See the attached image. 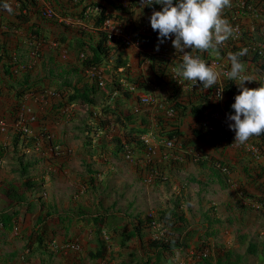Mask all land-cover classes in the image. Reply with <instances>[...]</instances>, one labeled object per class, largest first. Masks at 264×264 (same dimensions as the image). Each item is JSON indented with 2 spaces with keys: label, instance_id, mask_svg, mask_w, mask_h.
Listing matches in <instances>:
<instances>
[{
  "label": "crops",
  "instance_id": "0c3cea01",
  "mask_svg": "<svg viewBox=\"0 0 264 264\" xmlns=\"http://www.w3.org/2000/svg\"><path fill=\"white\" fill-rule=\"evenodd\" d=\"M94 2L112 14L106 21L107 30L113 37L127 42L124 55L129 59L130 76L146 74L150 56H157L169 60V78L179 89H184L182 94L194 88L188 81L182 85L177 80L180 78L174 69L182 63V53H177L172 45L174 35L163 43H156L161 45L158 51L156 44L146 50L138 44V37L150 32V21L146 19L136 30L127 27L126 18L147 14L145 7L142 11V0H0V53L7 55L0 60V262L140 264L148 253L152 256L149 264H163L164 259L167 264H208V261L210 264H264V205L260 202L264 197V145L258 148L253 137L245 145L233 143L235 132L229 124L234 122L222 110L225 98L213 105L214 111L208 116L213 132L202 135L201 139L192 135L189 149L167 148L163 140L151 137L149 164H154L158 171L141 170L133 164H130L133 169L126 172L116 171L114 146L105 134H98L101 130L92 142H85L77 134V126L97 125L106 116L101 108L113 107L115 97L121 102L116 110L132 109L140 115L142 112L136 105L146 111L145 104L140 103L146 94H152L155 101L153 106H148V113L153 115L152 127L160 126H157L158 120L166 126L176 124L186 136L197 127L196 117L189 110L182 120L173 121L167 115L165 103L172 94L170 83L160 89L150 81L143 88L123 82V90H129V97L116 91L114 94L121 98L115 95L99 100L95 106L65 103L75 84L113 79L110 58L95 70L73 73L78 65L76 40L95 42L97 39L99 30L93 26L92 18L98 14V6L90 5ZM241 2L235 0L234 8ZM250 2L254 4L247 6L251 15L241 16L234 24L228 22L233 30L239 29L238 38L245 29L257 32L256 26L264 20V0ZM5 3L12 8L11 13L4 9ZM47 11L55 14L49 17ZM254 21L258 23L255 25ZM248 44V48L252 46L264 52V42L256 39ZM219 50L228 54L222 43L217 50L213 49V58L205 63L221 74L222 81L226 73L222 67L231 62L218 54ZM215 59L221 61L219 66L211 64ZM245 69L246 74L256 79L245 82V86L251 88L262 78L261 84H264V76L254 61L247 60ZM79 73L82 78H78ZM19 88L24 89L17 96ZM17 104L22 112L35 117L29 122L28 135L18 136L15 131L14 120L19 111L14 106ZM92 109L93 114L88 116ZM2 121H5L4 128ZM212 158L227 163L229 171L219 169ZM121 174L127 178L119 179ZM27 176L41 185L22 192L20 183ZM21 194L25 200L17 202ZM30 199L33 202L27 206L25 202ZM174 206L182 211L193 232L183 238L186 247L163 253L158 261L145 245L153 238L145 222L148 212L152 211L159 223L156 237L169 238L172 230L158 216L162 210ZM115 212H120L117 215L120 227L130 232L137 226L141 233L123 246L112 243L104 257L99 258L100 237L94 217L98 213ZM205 227L211 234L206 247L209 252L202 255L197 249L198 235ZM39 237L43 239L41 247H38Z\"/></svg>",
  "mask_w": 264,
  "mask_h": 264
},
{
  "label": "trees",
  "instance_id": "16d2710c",
  "mask_svg": "<svg viewBox=\"0 0 264 264\" xmlns=\"http://www.w3.org/2000/svg\"><path fill=\"white\" fill-rule=\"evenodd\" d=\"M250 1L251 0H242V4L234 8V5L236 4H234L235 0H232L231 7H225L224 9L225 19L231 24H234L241 19V16L250 14V10L247 8L248 4L251 3ZM90 5L98 6V14L93 16L92 24L94 27L100 28L105 20L112 17V14L110 12H106V10L96 2L91 3ZM86 7L87 6L84 5L83 10H85ZM156 7L160 8L161 10L163 6H159V4L145 6V11H147V14L145 16L140 15L134 19H132L131 17L126 18L125 21L127 27L131 31L136 30L137 26L139 24H142L143 21H145L146 19L150 20L153 11H155L154 8ZM257 23L258 22H255V25ZM255 29H257V32L255 33L249 31L248 29L243 30L241 32L242 36L238 40H233L232 37L228 38L226 41L223 42L225 45L224 51L228 50V54L226 52H223V50H219L218 54L220 53L221 56H226L228 58L229 53L235 54L246 49V54L240 56L239 59L245 66L247 60H250L251 62L254 61L256 68L259 69V71L263 74V77L264 62L262 60L260 52L257 48H252V46H249L248 48L247 46L249 45L248 43H250V41H255L256 39L258 41L264 42V20H262V22L257 25ZM109 41L110 40L108 39L107 33L102 30L97 31V39L95 40V42H88L81 39L76 40L74 46L76 50V55L78 57V65L73 69V73H78L79 70H94L101 66L107 58H110L112 64L113 79L110 82L104 80L102 81V84H99V82L96 80H93L90 83L83 82L81 86H77L75 84L71 92L68 93L65 103H76L80 105H86L88 107L95 106L99 103V100L101 102L102 99L106 100L107 98L114 97L115 95H117L113 94L114 91H119L122 96L129 97L131 94L128 93V89L123 90L122 81L126 82L127 84H134L138 88H143L146 85V81H150L151 83L160 86V89H163V86L166 84H171L170 89L172 94L169 95L170 97L167 99L165 106L166 108L168 107L175 113L176 120H181L188 113L189 110L190 113L195 116L199 122L200 119H203V112L207 108L213 107L215 101V96L213 95V88L216 85L211 88H208L206 94H204L203 92H199L198 90H193L191 92H187V94H182V92L184 91L179 89L178 85H176L174 81L169 78V60H163L161 57L157 56H150L148 61V70L146 71V74L130 76L128 71L129 59L124 55L126 47L125 41H121L117 37H112L111 44ZM156 43H160L159 33L158 31H154L152 27L150 28L149 33L140 34V36L138 37V44L141 45V47H144L146 50L151 49ZM160 47L161 46H159V48ZM213 49L217 50L218 47ZM213 49H210L208 51H192L190 49H186V51H189V54L192 56L207 60L209 58H213L211 57ZM5 54V52L2 54L0 53V60L2 58H7V55ZM5 65L7 64H4V66ZM226 67L231 68V64L227 63ZM118 68H122V70L118 71ZM78 78H82V75L80 73L78 74ZM79 81L80 80H77V82ZM261 81L260 83H258V87L260 86ZM246 87L250 88V86L247 85ZM221 88L223 90L225 98L222 107L223 112L228 115L230 113H234V109L231 108V105L235 102V96L238 95L242 91V89L239 87V85L236 84V82L227 78L221 81ZM23 89L24 88H19L18 90H16V95H21ZM117 97L119 98L120 96L117 95ZM120 103L121 102L118 101V99L115 97L113 107L104 106L101 108V111L103 113H106V116L98 120V122L96 123V129H101L102 126L100 125L102 124L110 125L112 123L114 125L118 123L123 130V138L127 147L131 148L132 150L134 149L135 151L142 150L143 152H145V144L142 140H140V137H142L145 133L150 130V121L147 118L148 113L145 111L138 115L139 112H135L132 109L118 111L116 109L118 108ZM14 108L18 112L20 109V104H17L16 106H14ZM89 113L90 115H92L93 109L90 110ZM157 126L159 127L155 128V130L153 131L155 132V137L158 140L166 141L168 139H171L173 140L174 144H179L181 148L189 149L188 147H190V143L189 141L183 139V132H181V130L179 129V125L170 124V126H166V124H159L158 120ZM193 133L194 137H200L202 135H205L206 133H211V130H209L203 124V122H200L198 123V127L196 128V130H193ZM19 134L20 133H18V136ZM253 138L257 139L256 145L258 146V148H261L262 145H264V135L253 136ZM116 141L117 143L114 150L115 153L120 152V150L123 148V143H121V139L116 138ZM212 159L214 160V163H217V165L226 166L228 167V169H230L227 163L217 158ZM30 179L31 176H27V178L20 183L22 192L26 191L28 188L30 189L32 186L36 187L38 185L37 182L32 181L33 178L31 180ZM16 200L17 202L24 201V194L19 195ZM32 202L33 199H30L29 201H26L25 204L27 206H30ZM260 202L264 205V197L260 200ZM118 214H120V212L110 213L109 215L98 213L96 214L94 219L96 221V224H98V232L101 231V228L106 229V232L110 234L113 233L110 236L112 243H114L115 245L123 246L126 241L131 239L132 237L138 238L139 234L137 231V226H134V228L130 232L125 231L124 228L120 227V219L117 218ZM105 217L109 218L107 223ZM158 219L160 221L166 220V225H169L172 230V234L169 232L171 234L169 238L161 237L148 239L147 246L151 249L153 255H155V257H158L159 261L163 253H168L175 248L183 249L184 247H186L183 238L185 235H189L193 231L191 230V228H189L188 224H186V220L183 216L182 211L178 210L175 206L162 210V212L158 216ZM210 234L211 233L209 232V228L205 227L204 230L201 231L198 235L199 245L197 246V249L201 250V254L203 248L206 249L207 245H209L210 243ZM42 241L43 239L39 237L37 240L38 247H41ZM109 245L110 244L107 240L100 237L97 250V256L99 258L104 257ZM262 251V254L264 256V248ZM145 255L146 256H144V259L140 264L151 263L152 256H148V253H146ZM156 264L160 263L157 262ZM196 264L199 263L196 262ZM208 264H210V261H208ZM215 264L218 263L215 262Z\"/></svg>",
  "mask_w": 264,
  "mask_h": 264
},
{
  "label": "clouds",
  "instance_id": "9594fccd",
  "mask_svg": "<svg viewBox=\"0 0 264 264\" xmlns=\"http://www.w3.org/2000/svg\"><path fill=\"white\" fill-rule=\"evenodd\" d=\"M153 4H160L163 7L162 10L153 11L149 20L151 23L150 27H152L154 31H158L160 43H163L165 38L171 39L174 35L175 38L172 39V45L177 53H182V63L179 67L174 69L176 76L180 78L177 80L182 85L183 81L190 82L191 85L194 86L193 90H198L204 94L207 93L208 88L216 85L213 88V95L215 96L213 105L218 104L220 99H222V97L224 98L221 88V74L214 71L211 66L206 65L205 60L190 55L189 51H186V49L192 51H208L217 48L228 38L232 37L234 30L222 16V10L225 7H231L230 0H178V2H174V0H142V11L143 7ZM3 7L9 13L12 12V8L7 3H5ZM46 14L51 17L55 13L54 11H47ZM107 20L97 29L106 32L108 36ZM112 37L113 35L110 39L108 38L110 40L109 42H111ZM238 39L239 38L233 40ZM121 41H125L127 46L126 40ZM156 46V50L158 51L159 44H156ZM258 51L264 62L262 54L264 52L260 49H258ZM245 54L246 49L235 54L229 53L228 59L231 62V68L226 67V65L222 67V69L226 68L228 70V72L224 73V77L233 80L242 89V91L235 96V102L231 105V108L234 109V113L228 115V120L234 122L230 123L229 127L235 132L233 143L237 145H245L253 136L264 135V84H260L258 87L257 82L255 84L253 83L252 87L254 88L245 86V82L256 81L255 77L246 74L245 65L239 59L240 56ZM218 61L221 62L220 60ZM121 70L122 68H118V71ZM197 84L200 85L198 89L195 88ZM127 85L132 86L133 84ZM148 95L152 97L153 101L145 105L153 106L155 103L153 95ZM140 103H142V98ZM165 109L168 112L167 115L173 119V121L176 120L175 113L168 107L166 108V106ZM212 111H214L213 107H209L203 112V119H200L199 122L196 119L197 127L198 123L203 122V124L213 132V127L208 121V116H210ZM169 112H171V114H169ZM197 127L193 128V130H196ZM15 131L21 135H28L23 134L18 129H15ZM217 136H219L218 133ZM220 137H223L221 133ZM163 142L165 144V141ZM144 144L145 148H148L145 142ZM175 146L181 147L179 144L176 145L174 143L172 147H166L173 148ZM217 166L222 171H229L226 166ZM149 215L151 214H148V220L150 219ZM207 252H209L208 249L203 250L202 255H206Z\"/></svg>",
  "mask_w": 264,
  "mask_h": 264
},
{
  "label": "rangeland",
  "instance_id": "374dc122",
  "mask_svg": "<svg viewBox=\"0 0 264 264\" xmlns=\"http://www.w3.org/2000/svg\"><path fill=\"white\" fill-rule=\"evenodd\" d=\"M149 24H151V23H149ZM142 103H143V105L146 104L144 102H142ZM0 105H1V103H0ZM148 106H151V105H146V106L144 105V108L145 107L147 108L146 109L147 113L150 112ZM136 107L142 113L145 112V110L141 107V105H136ZM21 114H23L24 116H27V117L31 116V114L29 112H27V111L22 112V110L19 109L18 115H17L16 119L14 120V125L16 124V122H17V120H18V118L20 117ZM88 116H91L89 112H88ZM139 117H141V116H139ZM147 118L150 121V129L153 128V130H155V128H154L155 125H153V127H152L153 115L151 113H148ZM151 122H152V124H151ZM1 123L5 124V121H2ZM28 125H29V123H28ZM110 125H112V126H110ZM110 125H108V124L100 125V126H102V128L99 129V130H101L102 132H98V134L99 135H104L105 134L106 135V139L109 141V143L113 144L114 150H115V146H116V143H117L116 138L121 139V143H123V148L120 150V152L114 153L116 171L117 170H123L124 172H126L128 169H133L130 166V164H133L135 168L139 167L141 170L145 169L146 171H150V172L151 171H155V170H157V171L160 170L159 168L155 167L154 164H149V163H151L150 156L152 155V150H150V149H152V148H150V149L149 148H145L146 149L145 152H143L142 150H140V151H135L134 149L132 150L131 148L127 147V145L124 142L123 130L119 126V124L116 123V124L113 125L111 123ZM75 130L77 131V134L78 133L81 134V136H82V138H83V140L85 142H92V140L95 139L94 138L95 135H97L96 132L99 131V130L96 129V125L95 124L91 125V123H86V124H84V125H82L80 127L77 126L75 128ZM153 130H149L145 135H143L145 137L148 133H150V134L147 135V137L149 139V143L148 144L151 143V137L154 136V138L157 139L155 137V134H154L155 132ZM192 135H194L193 129H191L188 132L187 136L183 135V139L189 141V143H190V138L192 137ZM195 138L201 139V136L200 137H195ZM140 140L144 141L142 139V137H140ZM123 150H125V151H123ZM187 151L189 152V150H187ZM161 168H162V166H161ZM123 175L124 174H121L120 176H118V178L119 179H121L123 177L127 178V175H125V176H123ZM146 180H148L149 182L153 181L152 178L151 179L146 178ZM40 185L41 184L38 183L37 186H40ZM120 197L118 198V201L121 202L122 200L120 199ZM148 213H150L151 216L149 215L150 219L149 220L147 219V221L145 222V227L148 228V230L151 231V233H152L151 235L153 236V238H157L156 237V233H157L156 231L159 230L158 225H157L159 223H157L156 216L154 215V213L152 211H149ZM153 220L156 223H154ZM138 230H139L138 234H140L141 233L140 232V227H137V231ZM141 230L144 231L142 229V227H141ZM111 235L112 234L106 232V229L99 231V236L102 237L103 239L107 240L108 243L112 246V240L110 239ZM147 243L148 242H145V245H147ZM163 264H167V261L165 259H164V263Z\"/></svg>",
  "mask_w": 264,
  "mask_h": 264
},
{
  "label": "built area",
  "instance_id": "2783aa9c",
  "mask_svg": "<svg viewBox=\"0 0 264 264\" xmlns=\"http://www.w3.org/2000/svg\"><path fill=\"white\" fill-rule=\"evenodd\" d=\"M242 3V2H241ZM239 29L234 30L233 34H232V38L236 39L239 36ZM113 35V33L108 32V38L110 39L111 36ZM211 64L213 66H219L221 64V62H219L218 60H212ZM224 72H228V70L226 68L223 69ZM99 84H102V80L99 81ZM153 101L152 97L149 95H145L142 97V102L144 103H151ZM169 114H171V112H169ZM34 120V116L31 115L29 117L24 116L23 114L20 115V117L18 118L16 124L14 125L16 127V129H18L19 131H21L23 134H29L30 133V129L28 127V123ZM4 124L2 125V127L4 128ZM142 139L144 140V142L146 143V145L148 146V148L150 149L148 143H149V139L147 137V135L144 137L142 136ZM173 140L168 139L167 141H165V145L167 147H172L173 146ZM129 152V151H128ZM127 154V153H126ZM128 155V154H127ZM151 216V215H150ZM154 223H156L155 221H153ZM0 264H4L1 263Z\"/></svg>",
  "mask_w": 264,
  "mask_h": 264
}]
</instances>
